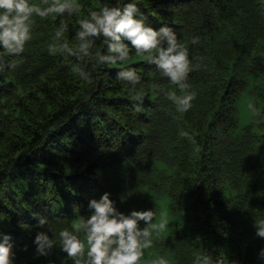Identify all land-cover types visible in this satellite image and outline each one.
Listing matches in <instances>:
<instances>
[{
    "label": "trees",
    "instance_id": "trees-1",
    "mask_svg": "<svg viewBox=\"0 0 264 264\" xmlns=\"http://www.w3.org/2000/svg\"><path fill=\"white\" fill-rule=\"evenodd\" d=\"M80 2L86 12L101 0ZM136 2L154 28L174 27L190 56L200 58L190 73L193 107L176 112L155 85L175 86L134 52L99 68V82H84L74 58L48 54L58 18L37 17L26 59L0 74V232L11 234L15 264H72L58 235L48 256L36 254V233L48 231L36 214L58 233L89 215L88 200L104 191L126 213L155 207L156 222L165 205L168 227L153 235V258L193 264L205 249L223 264H264V239L253 227L264 218V117L240 129L237 108L255 80L250 95L264 111V0ZM77 27L73 18L70 36ZM130 66L144 81L140 113L115 79ZM181 129L195 143L180 137Z\"/></svg>",
    "mask_w": 264,
    "mask_h": 264
},
{
    "label": "clouds",
    "instance_id": "clouds-1",
    "mask_svg": "<svg viewBox=\"0 0 264 264\" xmlns=\"http://www.w3.org/2000/svg\"><path fill=\"white\" fill-rule=\"evenodd\" d=\"M79 13L83 15L78 17ZM49 16L57 17L58 24L53 34L55 42L48 44V54L74 58L73 70L84 82L91 84L94 79L99 82V68L128 61L134 52L154 66L169 85L175 86V90H167L160 84L155 85L176 112L184 114L192 109L197 92L192 90L190 73L201 67L200 58L190 56L189 47L180 42L174 27L164 24L154 28L136 0H101L97 9L86 12L80 0H41V3L0 0V74L24 62L25 48L34 38L36 18ZM73 18L78 27L70 36ZM98 41L103 49L97 46ZM198 43L199 37L193 36L191 44ZM5 52L10 59L4 56ZM115 79L127 89L133 102L132 111L140 113L144 103L143 92L137 91L144 83L141 73L136 67H125L117 71ZM247 108L254 120L264 117V111L254 103L249 102ZM178 135L195 143L183 129ZM110 197L111 193L104 191L98 199H89L90 214L81 215L75 224L61 227L58 233H53L47 216L36 214L37 226L48 229L37 232L34 237L36 254L48 256L57 246L54 236L58 235L59 248L72 264H140L145 249L154 243L153 235L162 233L168 221L156 222L155 207L121 211ZM253 227L255 235L264 239V218L253 221ZM81 234L86 237L87 250ZM15 255L11 234L0 232V264H15ZM258 257L264 261V248ZM149 264H169V260L156 256ZM193 264H223V261L201 249ZM229 264L238 262L229 261Z\"/></svg>",
    "mask_w": 264,
    "mask_h": 264
},
{
    "label": "rangeland",
    "instance_id": "rangeland-1",
    "mask_svg": "<svg viewBox=\"0 0 264 264\" xmlns=\"http://www.w3.org/2000/svg\"><path fill=\"white\" fill-rule=\"evenodd\" d=\"M257 84L255 80H251L248 88L241 93L238 103H237V108H238V126L241 129L245 125L251 123L254 119L252 118L251 113L249 112L247 108V104L249 102L254 103V100L252 96L250 95V91L253 89V87ZM163 213H166V207L165 205L161 207V212L159 213V217L157 218V221L159 222L161 219H164ZM152 255L149 249H145V256L144 258L140 261V264H149V261L152 259ZM171 264V263H169Z\"/></svg>",
    "mask_w": 264,
    "mask_h": 264
}]
</instances>
